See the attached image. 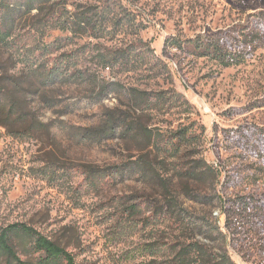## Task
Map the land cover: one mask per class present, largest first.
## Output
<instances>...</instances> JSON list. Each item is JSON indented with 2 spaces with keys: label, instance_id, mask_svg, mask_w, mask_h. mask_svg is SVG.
Listing matches in <instances>:
<instances>
[{
  "label": "rangeland",
  "instance_id": "374dc122",
  "mask_svg": "<svg viewBox=\"0 0 264 264\" xmlns=\"http://www.w3.org/2000/svg\"><path fill=\"white\" fill-rule=\"evenodd\" d=\"M78 6L100 13L103 26L96 36L62 32L33 12L15 24L6 42L18 49H0L7 75L21 84L28 114L24 122L0 114V229L26 224L66 249L77 264H148L151 251L162 253L188 235L171 220L149 219L143 203L154 201L156 192L140 185L136 176L87 188L84 168L118 166L141 154L138 146L120 141L90 145L75 137L78 129L99 127L107 112L125 103L116 93L99 100L93 79L100 85L118 84L122 91L138 89L149 98L164 93L169 102L144 112V125L164 134L186 129L193 137L181 154L184 163L201 158L220 171L215 186L189 183L196 195L212 197L207 206L188 200L186 182L174 181L179 204L219 226L235 264H264V211H246L237 202L244 196L264 203V173L256 170L250 151L238 148L244 140L238 142L235 134L242 130L247 138H256L264 130V0H86L71 1L67 9L72 13ZM247 33L256 38L238 43L241 64L224 66L193 52V42H243ZM65 37L72 45L62 51L80 50L77 69L87 80L40 88L30 76L32 53L23 46L37 54L42 45ZM170 38L191 43H184L182 52L166 48ZM99 51L126 52L128 70L101 68ZM133 206L140 211L131 213ZM17 256L23 264H35L37 257L22 249ZM0 264L8 263L0 259Z\"/></svg>",
  "mask_w": 264,
  "mask_h": 264
},
{
  "label": "trees",
  "instance_id": "16d2710c",
  "mask_svg": "<svg viewBox=\"0 0 264 264\" xmlns=\"http://www.w3.org/2000/svg\"><path fill=\"white\" fill-rule=\"evenodd\" d=\"M86 0H13L12 3H0V49L10 46L15 49L16 43H6L13 35L12 30L17 22L27 20L31 14L44 15L51 26L60 29L73 36H96L101 32L103 18L100 13H94L91 6H78L71 13L67 6ZM245 41L220 39L206 41V44L195 43L193 52L199 57H210L224 66L243 63L244 55L235 49L241 46L238 43H252L255 36L247 37ZM59 42V43H57ZM69 37L59 38L56 43L44 44L36 54L33 47H26V53H32L34 61L31 63L30 76L35 79L40 88L54 89L85 82L87 78L81 70L77 69L78 51L63 52L67 46H71ZM184 43L170 38L165 42L166 48L178 51H186ZM205 43V42H203ZM224 43V45H218ZM82 50V49H81ZM36 54V55H35ZM56 54V57H51ZM97 59L103 69H118L120 72L128 70L129 60L126 52L113 55L97 53ZM39 62V63H38ZM36 65V66H35ZM91 85L98 88L99 100L109 94H120L125 100L121 107L114 108L105 114V118L96 128L78 129L75 137L81 142L90 145H100L106 141H120L124 144L138 146L141 154L135 159L104 169L86 167L83 174L86 177L87 188L96 190L100 183L121 182L129 176H136L140 185L155 190L156 199L152 202L144 201V208L150 211L153 221L171 220L176 229L183 235H188L184 241H174L169 248L162 253L151 251L148 264H235L230 257L227 235L224 234L216 223L209 219L193 215L182 208L178 197L174 195V181L186 182L183 193L193 202L207 206L212 197L196 195L189 183L205 184L209 181L211 186L218 184L220 171L203 159H191L184 163L185 156L181 155L186 150V145L191 144L193 135L186 129H180L172 133H154L144 125L142 115L146 111H158L169 102L164 98V93H154L149 98L145 92L138 89L120 90L118 84L109 82L100 85L93 79H89ZM21 84L13 76H8L0 61V114L7 118L15 117L16 121L24 122L27 112L21 98ZM47 107L52 108V103L46 101ZM171 104V103H170ZM154 106L155 109L150 108ZM158 109V110H157ZM65 114V113H62ZM38 124V123H37ZM236 136L244 140L239 149L250 151L256 169L264 173V143L262 136L264 130H260L256 138H247L242 130H236ZM154 153V154H153ZM153 156V159L151 157ZM160 157V159H159ZM183 160V164L177 163ZM171 162V167L168 163ZM176 164V165H175ZM185 164V166H184ZM156 166H161L159 169ZM165 172L166 175H160ZM159 190V191H158ZM237 202L243 210L257 209L264 211V203L253 197H237ZM131 213L140 211L137 207L129 209ZM17 249L25 250L36 255L35 264H77L74 257L66 249L55 242L42 236L32 227L23 223H15L0 229V259H5L8 264H23L17 256Z\"/></svg>",
  "mask_w": 264,
  "mask_h": 264
}]
</instances>
